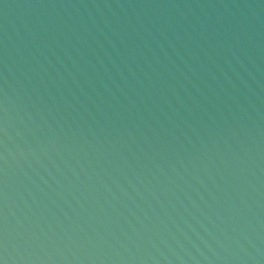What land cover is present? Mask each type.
I'll use <instances>...</instances> for the list:
<instances>
[{"label": "water", "instance_id": "95a60500", "mask_svg": "<svg viewBox=\"0 0 264 264\" xmlns=\"http://www.w3.org/2000/svg\"><path fill=\"white\" fill-rule=\"evenodd\" d=\"M0 264H264V0H0Z\"/></svg>", "mask_w": 264, "mask_h": 264}]
</instances>
